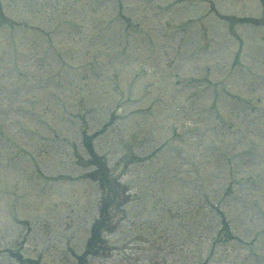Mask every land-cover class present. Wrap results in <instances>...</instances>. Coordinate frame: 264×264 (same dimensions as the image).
Returning a JSON list of instances; mask_svg holds the SVG:
<instances>
[{
    "label": "rangeland",
    "instance_id": "1",
    "mask_svg": "<svg viewBox=\"0 0 264 264\" xmlns=\"http://www.w3.org/2000/svg\"><path fill=\"white\" fill-rule=\"evenodd\" d=\"M259 1L163 0L154 11L141 0H2L0 49L12 43L18 50L25 79L4 84L13 73L0 59V264L75 262L98 213L89 143L128 190L106 253L88 264H264L262 120L246 116L248 129L230 135L225 119L213 130L206 115L218 97L222 110L232 107L226 92L264 99ZM213 10L237 22L235 41L232 23ZM32 23L54 32L56 52L40 54L44 35ZM142 35L150 36L148 47ZM170 119L179 121L172 134ZM36 133L66 142L53 145ZM250 137L258 146L250 147ZM244 148L231 169L228 154ZM10 186L21 212L13 223ZM201 188L212 207L199 200Z\"/></svg>",
    "mask_w": 264,
    "mask_h": 264
}]
</instances>
